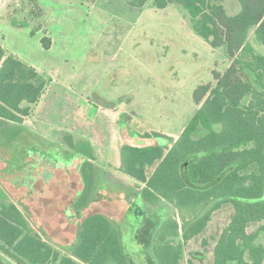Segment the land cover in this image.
Wrapping results in <instances>:
<instances>
[{"label": "rangeland", "instance_id": "374dc122", "mask_svg": "<svg viewBox=\"0 0 264 264\" xmlns=\"http://www.w3.org/2000/svg\"><path fill=\"white\" fill-rule=\"evenodd\" d=\"M52 1L57 5L38 2L41 15L35 17L28 0H0V22L12 23L18 31L8 34L9 40L35 56L38 65L56 64L65 54V45L57 37L61 27L50 13L55 6L66 16L73 11L64 5L69 0ZM222 4L229 15L239 11L237 0ZM85 5L95 31L85 60L79 63L65 57L47 73L46 93L27 121H0V200L17 203L29 228L60 255L67 254L78 231L72 201L83 188L81 178L73 173L78 174L88 161L95 167V184L81 216L102 213L118 227L126 249L142 258L139 239H149V228L161 213L145 208L142 185L119 170L121 146L164 142L144 133L176 139L196 110L194 89L213 83V71L223 72L229 61L225 48L210 47L177 4L157 9L154 0H148L137 9L128 0H95ZM34 11L40 13L37 7ZM35 26L49 37L52 32L53 50L42 48L44 35L40 38L39 29L30 35ZM28 28L29 33L21 32ZM248 40L263 52L253 29ZM75 162L76 170L69 169ZM147 205L155 210L165 205L168 217L180 221L174 205L161 201L154 207ZM233 211L231 204H224L213 211L200 234L185 242L179 237L180 264H212L213 246ZM246 230L264 247V219L249 223Z\"/></svg>", "mask_w": 264, "mask_h": 264}, {"label": "trees", "instance_id": "16d2710c", "mask_svg": "<svg viewBox=\"0 0 264 264\" xmlns=\"http://www.w3.org/2000/svg\"><path fill=\"white\" fill-rule=\"evenodd\" d=\"M147 1L128 3L140 9ZM237 1L239 11L229 15L223 0H154L157 9L181 6L210 47L225 48L229 64L223 72L213 71V83L194 89L196 110L176 139L144 133L164 142L121 146L119 170L142 185L145 208L161 213L149 228V239H139L144 256L126 249L118 227L102 213L81 216L96 173L85 161L79 172L83 188L72 201L77 237L67 254L60 255L34 233L20 208L5 198L0 200V264H180L182 241L200 234L224 204L234 211L213 246L212 264H264V247L246 230L249 223L264 219V0ZM28 2L30 14L41 15L38 0ZM250 29L263 52L249 42ZM40 42L44 49L52 44L46 34ZM46 75L0 43L1 122L22 123L30 115L45 90ZM160 201L174 205L180 221L166 215L165 205L146 207Z\"/></svg>", "mask_w": 264, "mask_h": 264}, {"label": "crops", "instance_id": "0c3cea01", "mask_svg": "<svg viewBox=\"0 0 264 264\" xmlns=\"http://www.w3.org/2000/svg\"><path fill=\"white\" fill-rule=\"evenodd\" d=\"M38 2L40 4H44L45 2H47L50 5V7H52V5H54V4H56L52 0H38ZM91 3H93V2H91ZM85 4H90V3H83L80 1H70V0L67 1V3L64 5L66 7H70V9L68 8L69 11H73L72 12L73 15H70V16H66L64 14H61L60 7H58V6L57 7L55 6V8H53L51 13H50L51 14L50 18H52L57 23V25H59L61 27V29L59 30V33L57 34V37H59L62 44L65 45L64 46V50H65L64 51L65 52L64 57H62L60 60L56 61V64L50 62L48 64L42 63V65H38L37 62H35L36 60H33V58L35 56H33V55L28 56V54L24 51L22 46L18 45L19 43L17 41L12 43V41H10L8 38V34H11L12 32H18V31H16V29L11 27L12 23H11V26L9 25L10 26L9 27L5 23L0 22V43L6 49H8L12 53L16 54L20 58L24 59L26 62H28L29 64L34 66L36 69H38L42 72H46V73H48V72L51 73V70H53L56 67V65H58L59 63H61L63 61H66L65 57L72 58L73 61L81 63L82 61L85 60L86 52H87L88 48H91V46H92L90 39H92L93 35H95V31H93L91 28L93 23L89 22L90 18H89V20L87 19L88 18L87 16L89 15V9ZM82 11L84 12V14H87V15H84ZM63 12H65V11H63ZM70 24L72 26H70ZM73 27H74V29H73V33H72ZM21 32L29 33L30 30L28 28V29L22 30ZM36 33L40 34V38H41V36L45 35L44 32H42L40 29ZM51 33L52 32L50 31L49 34L51 35L52 39H54ZM30 35H31V33H30ZM80 38L83 39V41L80 45H77V42ZM52 41L53 42H52L51 47L49 49H44L43 47L42 48L44 50H49V51L53 50V45H54L55 41L54 40H52ZM54 70H56V69H54ZM54 74H55V72L52 73L51 75L54 76ZM45 89H46V86H45ZM53 92L56 93V92H58V90H54ZM45 93H46V90H44L39 101L43 99V95ZM36 104L32 107V111H31L30 115L22 123H24L32 115H34ZM76 168H77V162H75L72 166H69V169H72V170H74V169L76 170ZM55 172L56 171H54V173H52V178H53V174H56ZM58 173H59V170L57 171V174ZM73 175L80 178V174L79 173L77 174L75 171H74ZM64 176H67L66 173L64 174ZM68 211L69 210L65 211V213H67ZM70 215H71V213L69 211V216Z\"/></svg>", "mask_w": 264, "mask_h": 264}, {"label": "flooded vegetation", "instance_id": "af4514ba", "mask_svg": "<svg viewBox=\"0 0 264 264\" xmlns=\"http://www.w3.org/2000/svg\"><path fill=\"white\" fill-rule=\"evenodd\" d=\"M167 215V214H166Z\"/></svg>", "mask_w": 264, "mask_h": 264}]
</instances>
